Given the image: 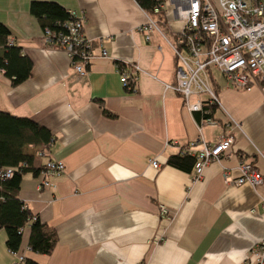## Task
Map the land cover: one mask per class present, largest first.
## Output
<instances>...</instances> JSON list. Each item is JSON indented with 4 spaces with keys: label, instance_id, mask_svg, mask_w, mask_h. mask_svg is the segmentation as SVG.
Returning <instances> with one entry per match:
<instances>
[{
    "label": "crops",
    "instance_id": "0c3cea01",
    "mask_svg": "<svg viewBox=\"0 0 264 264\" xmlns=\"http://www.w3.org/2000/svg\"><path fill=\"white\" fill-rule=\"evenodd\" d=\"M32 1L0 0L11 42L33 62L30 76L15 85L0 70V110L50 129L53 140L36 164L51 157L65 169L43 187L44 172L23 176L19 198L56 228L58 242L49 254L35 252L25 227L16 254L39 264H256L264 236V82L236 89L212 68L220 104L215 123H201L199 112L165 86L176 82L168 41L182 26L169 7V33L152 30L147 39L140 27L149 15L137 0H40L84 15L97 56L81 76L66 51L45 43ZM121 63L141 68L131 89L123 85ZM226 134L234 138L230 151L200 179L193 168L168 163L191 142L214 143ZM243 161L260 171V185L226 181V174L240 175ZM161 205L169 216L160 214ZM6 239L0 227V264H14Z\"/></svg>",
    "mask_w": 264,
    "mask_h": 264
},
{
    "label": "built area",
    "instance_id": "2783aa9c",
    "mask_svg": "<svg viewBox=\"0 0 264 264\" xmlns=\"http://www.w3.org/2000/svg\"><path fill=\"white\" fill-rule=\"evenodd\" d=\"M169 7L171 16L182 21L172 41H168L177 59L175 66L176 82L166 84V88L175 90L181 97L184 107L190 112H205L204 103L220 104L216 91L210 83V71L213 67L222 71L226 79L236 89H248L252 83L264 82V0H162L159 8ZM70 12V19L64 22L66 31L43 29L46 44L55 45L67 52L75 71L84 75L88 65L97 54L84 33V15ZM150 39V31L162 29L150 16L140 27ZM158 48H161L159 45ZM103 55L107 52L103 51ZM127 65V64H126ZM123 85L136 83L141 72L139 64L133 63L131 71L118 69ZM195 95V100L192 96ZM206 98H203V96ZM201 123L214 124L213 117L202 118ZM234 142L231 134L222 135L214 143L191 142L184 148L195 156L193 172L200 179L207 166L228 153ZM158 167L157 160H153ZM65 169L62 160L48 157L45 162V176L40 186L51 185L49 177ZM10 177L11 168L0 172ZM225 179L235 184L249 183L260 185L263 177L250 161L240 165V175L236 178L226 174ZM264 210V197L262 198ZM160 214L169 216L165 205L160 206ZM16 254V253H15ZM256 264H264V236L256 245L254 252ZM14 264H21L24 256L16 254Z\"/></svg>",
    "mask_w": 264,
    "mask_h": 264
},
{
    "label": "trees",
    "instance_id": "16d2710c",
    "mask_svg": "<svg viewBox=\"0 0 264 264\" xmlns=\"http://www.w3.org/2000/svg\"><path fill=\"white\" fill-rule=\"evenodd\" d=\"M160 1L162 0H137L165 34H168L170 30L165 9L160 7L155 11ZM30 11L40 20L42 29L49 27L54 31L65 32L64 22L71 17L70 12L56 1L33 0ZM11 35L10 28L0 21V70L15 85L30 76L33 62L20 46L11 42ZM119 68L131 71L125 63L119 64ZM135 84L132 82L125 87L131 89ZM216 105L204 103V110L208 112H199L201 118L213 117ZM52 140L50 129L35 119L0 110V172L6 168L13 170L10 177L0 174V227L6 230V244L12 253L18 251L25 227L30 229L29 247L35 252L49 254L58 242L56 228L42 221L18 196L25 174L38 176L45 172V164H36V158L47 154ZM194 161L195 156L184 151L168 158L170 165L187 171L193 168ZM23 264L39 263L26 257Z\"/></svg>",
    "mask_w": 264,
    "mask_h": 264
},
{
    "label": "rangeland",
    "instance_id": "374dc122",
    "mask_svg": "<svg viewBox=\"0 0 264 264\" xmlns=\"http://www.w3.org/2000/svg\"><path fill=\"white\" fill-rule=\"evenodd\" d=\"M213 72L215 74L216 77L220 78V79H223L224 78V74L222 73L221 70L213 67ZM25 259V258H24Z\"/></svg>",
    "mask_w": 264,
    "mask_h": 264
}]
</instances>
